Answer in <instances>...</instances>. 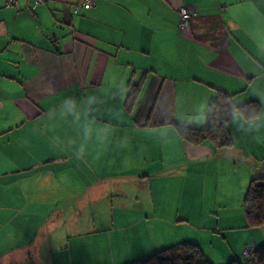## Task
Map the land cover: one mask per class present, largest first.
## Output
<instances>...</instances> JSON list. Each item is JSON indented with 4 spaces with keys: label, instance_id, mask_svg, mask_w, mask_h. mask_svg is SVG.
<instances>
[{
    "label": "crops",
    "instance_id": "crops-1",
    "mask_svg": "<svg viewBox=\"0 0 264 264\" xmlns=\"http://www.w3.org/2000/svg\"><path fill=\"white\" fill-rule=\"evenodd\" d=\"M0 1V264H125L192 242L210 264L264 243V0ZM189 13L180 27V8ZM142 78L131 111L123 102ZM219 89L230 148L192 145Z\"/></svg>",
    "mask_w": 264,
    "mask_h": 264
},
{
    "label": "trees",
    "instance_id": "trees-1",
    "mask_svg": "<svg viewBox=\"0 0 264 264\" xmlns=\"http://www.w3.org/2000/svg\"><path fill=\"white\" fill-rule=\"evenodd\" d=\"M81 0H78L80 2ZM142 86V78L130 82L123 106L131 111ZM260 111L257 100L236 104L232 95L216 89L214 97L208 102L204 127H190L174 124L176 133L184 142L199 145L209 141L215 148H230L232 139L227 128L234 115L243 119L256 118ZM242 208L248 227L264 224V176L252 178L246 188ZM125 264H210L198 245L182 241L154 251L147 257L136 259ZM226 264H264V243L254 246L251 255L241 260L232 259Z\"/></svg>",
    "mask_w": 264,
    "mask_h": 264
},
{
    "label": "built area",
    "instance_id": "built-area-1",
    "mask_svg": "<svg viewBox=\"0 0 264 264\" xmlns=\"http://www.w3.org/2000/svg\"><path fill=\"white\" fill-rule=\"evenodd\" d=\"M4 6H14L18 0H0ZM31 9H34L37 5L45 3V0H32ZM95 0H81L78 4L84 9L90 8ZM189 16V13L185 7L180 8V27H184L186 19ZM254 246L248 244L241 249V255L245 258L251 255Z\"/></svg>",
    "mask_w": 264,
    "mask_h": 264
}]
</instances>
